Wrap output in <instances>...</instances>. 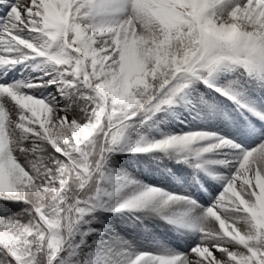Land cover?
I'll return each mask as SVG.
<instances>
[{
    "label": "snow or ice",
    "instance_id": "snow-or-ice-1",
    "mask_svg": "<svg viewBox=\"0 0 264 264\" xmlns=\"http://www.w3.org/2000/svg\"><path fill=\"white\" fill-rule=\"evenodd\" d=\"M0 201V264H264V0H0Z\"/></svg>",
    "mask_w": 264,
    "mask_h": 264
},
{
    "label": "rangeland",
    "instance_id": "rangeland-1",
    "mask_svg": "<svg viewBox=\"0 0 264 264\" xmlns=\"http://www.w3.org/2000/svg\"><path fill=\"white\" fill-rule=\"evenodd\" d=\"M31 65L24 66V65H18L17 67L20 68L22 71H18L16 74L17 78H21L22 76H38V71L33 70L30 68ZM177 106V107H176ZM174 109H181L182 105L177 104L173 106ZM158 115H164V114H158ZM169 119L167 121L161 120L157 124L150 127L148 131L149 138H159L162 133L165 132H171V133H177L181 131H190V130H210L214 131L216 130L214 127L209 126L208 124H205L202 122L197 116L192 113L189 114V109L183 108L182 112H169ZM187 117V119H185ZM204 143V142H199ZM153 155L151 153H125L115 155L113 157L114 161V168L122 171L129 168L130 175L134 176L136 179L142 181L143 183L147 184H156L159 187L165 188L168 191H185L190 190L188 189V183L187 181H184L182 186L177 185L175 182L170 183L167 179L162 178L160 175H158V169L153 167L152 165H149L148 169L145 168L144 162L152 160ZM206 157L209 159L213 158V153H207L205 154ZM165 160H167V157H164ZM161 163L163 161H160ZM169 167H172L175 165V168L173 171L176 172V174L179 175H186L189 178L191 175L194 174V169H192L190 166L185 164H177L175 160H168ZM200 176H206V173L201 171L199 172ZM208 184H211L212 187L208 189V192H205L203 189L200 190V195L203 197V199L200 201L201 203L207 202L208 204L211 203V200L209 199V192H212L213 195L215 193H218L221 189V185L215 181L212 180L210 177L208 178ZM207 187V185H205ZM207 206V204H206ZM102 217V216H101ZM99 217V220H101ZM121 218V214H114V219L110 222L105 223H111L113 221H119ZM99 220L95 223L98 224ZM123 235V233H121ZM191 238L193 240H196L199 238L198 232L191 233ZM153 247V245L149 244L147 241L144 245L141 246V250H147L148 248ZM170 247L175 248V245H171Z\"/></svg>",
    "mask_w": 264,
    "mask_h": 264
},
{
    "label": "trees",
    "instance_id": "trees-1",
    "mask_svg": "<svg viewBox=\"0 0 264 264\" xmlns=\"http://www.w3.org/2000/svg\"><path fill=\"white\" fill-rule=\"evenodd\" d=\"M117 172H120L118 170H116ZM3 202L0 201V204H2ZM9 203H12V202H9ZM4 213L2 211H0V215H3ZM103 221H110L113 219V215L111 213H108V212H105L103 213V217L101 218Z\"/></svg>",
    "mask_w": 264,
    "mask_h": 264
}]
</instances>
